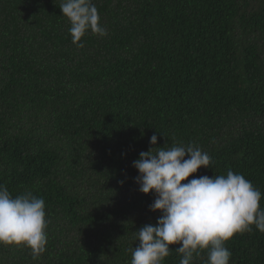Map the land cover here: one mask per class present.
<instances>
[{"label": "trees", "instance_id": "1", "mask_svg": "<svg viewBox=\"0 0 264 264\" xmlns=\"http://www.w3.org/2000/svg\"><path fill=\"white\" fill-rule=\"evenodd\" d=\"M61 2L0 0V184L43 198L47 221L42 254L0 243V264H131L162 215L134 180L150 147H199L210 165L181 183L232 170L264 208V0H92L107 35L82 47ZM250 227L225 241L229 264H264Z\"/></svg>", "mask_w": 264, "mask_h": 264}, {"label": "clouds", "instance_id": "2", "mask_svg": "<svg viewBox=\"0 0 264 264\" xmlns=\"http://www.w3.org/2000/svg\"><path fill=\"white\" fill-rule=\"evenodd\" d=\"M59 7L78 47L83 46L78 42L89 30L107 35L92 0H62ZM149 143L156 145V134ZM153 148L141 151L132 166L138 170L134 178L138 190L154 194L149 209L160 210L162 215L155 225L146 224L136 231L139 244L130 249L131 264H162L174 244H179L180 264H193L194 254L202 249L208 250L205 264H229L231 252L225 241L235 233L251 231L253 224L264 232L262 193L242 174L228 170L226 175H203L181 183L199 167H209V154L191 145ZM46 226L43 198L30 191L13 197L0 184V243L24 244L36 258L45 251Z\"/></svg>", "mask_w": 264, "mask_h": 264}]
</instances>
